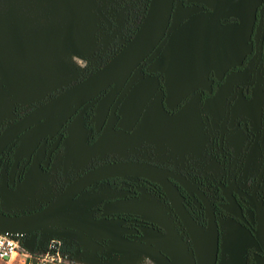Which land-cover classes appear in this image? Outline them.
<instances>
[{
  "label": "water",
  "instance_id": "water-1",
  "mask_svg": "<svg viewBox=\"0 0 264 264\" xmlns=\"http://www.w3.org/2000/svg\"><path fill=\"white\" fill-rule=\"evenodd\" d=\"M98 1L100 3L95 5L94 12L110 28V21L103 13L105 0ZM184 1L201 4L207 9L190 13L168 31L175 0H148L137 29L108 60L37 104L14 122L5 121V126L0 130V151L20 132L28 133L29 142L26 143L34 142L44 134L51 135L80 104L107 88L97 99L92 115L95 128L100 129L132 70L158 46V53L145 65V69L152 74L133 82L116 107L118 119L115 125L124 130L132 129L159 87L163 88L162 102L169 107L196 89L207 88L210 71L219 78L228 68L240 65L251 51V32L261 0ZM223 18L231 20L222 21ZM263 34L264 7L261 14L260 43ZM234 94L235 91L229 96L228 102ZM228 102L221 123L228 115ZM30 124H35L34 130H23ZM231 131L233 130H219V143L223 134ZM262 151L263 162L257 182L264 169L263 148ZM112 177L133 180L142 178L158 184L186 233L193 264L216 263L218 228L213 210L206 206L205 224L201 225L183 204V198L172 181L183 187L186 182L167 168L143 161L115 160L97 164L67 182L39 209L20 214H8L0 210V232L26 235L43 228L60 226L75 229L97 242L106 239L105 250L110 253H140L163 264L165 254L156 244L125 236L124 232L133 230L124 229L119 219L93 216L96 209L92 206L102 199L129 193L106 185H101L95 191L86 189L92 183ZM254 188L250 194H242L253 210L254 227L251 232L262 250L261 255H254L253 264H264V207L263 201L255 197ZM225 199L228 204L222 205V208L247 224L236 201L232 197Z\"/></svg>",
  "mask_w": 264,
  "mask_h": 264
},
{
  "label": "flooded vegetation",
  "instance_id": "flooded-vegetation-1",
  "mask_svg": "<svg viewBox=\"0 0 264 264\" xmlns=\"http://www.w3.org/2000/svg\"><path fill=\"white\" fill-rule=\"evenodd\" d=\"M177 3L181 4L182 9H191L189 14L195 11H203L207 9L201 4L186 2L184 0H175L172 14ZM142 4H144V10L139 17L140 6ZM147 4L148 0H137L135 2V7H133V9L130 11H126L124 16L118 23L117 19H109V16H107V6L105 0V8L103 10V13L110 21V28H107L105 23L103 21L102 22L104 24V27L106 28V31L114 35H118L121 41L112 54L108 55V57H103L104 59L98 64L97 67L108 60L133 35L145 13ZM263 7L264 0H261L260 5L256 9L255 22L251 32V51L245 56L240 65L228 68L219 78H217L214 73L210 71L207 77L210 83L207 85V88H198L188 96L178 101L176 104H172L169 107L164 106L162 102L163 88L159 87L156 94L144 107L143 111L146 113L147 108L151 105V103H153L155 104L154 106L158 107L159 111L161 109V111L167 118H175L174 121L178 122L176 126L178 128L172 127L169 130H165V132L167 137H169L170 139L175 137V139L178 140L181 137L180 135L182 134L178 133L176 130H183L182 125L185 126V124L190 119L189 113L193 112V114L196 115L195 117L197 118V121L203 125V127L201 126L202 130L206 133L208 142L206 150H187L185 152L176 153H173L171 150H166L167 154L166 158L164 157V163L156 162L152 159H146L145 157L141 156L142 152L137 153L135 156H129L128 158L123 159H106L85 167L83 170L70 177L69 179L63 177V182L61 183V185L54 187L55 190H53L51 194H47L46 192H44L41 186H37V181H35V183L32 181L30 182V189H32L34 194H29V192H27L29 188V174L33 172L32 168H35V173L38 171L41 174L43 172H48L51 164L53 163V160L58 156L57 152L60 148V145L67 138V124L78 112L80 113L81 117L80 120L82 123V130H84L85 134L84 143L86 146H90L98 140V138L102 134V131L110 114H114L115 116V122L113 124V128L115 129V131H123L126 134H130L133 131V128L138 123V120L140 119L143 112L138 116L136 122L132 126V129L127 131L115 125L118 119L116 107L124 92L133 82L144 75L152 74L145 69V65L147 64L149 59H151L158 53L160 49V46H158L147 59H145L132 70L126 85L118 94L115 103L110 107L109 114L103 121L100 129L97 130L95 128L94 121L92 120V115L94 113V107L97 99L107 90V88L98 92L93 98L80 104L79 107L76 108L74 113L57 129H55V131L51 135L44 134L34 142L26 143L27 141L29 142L28 133L20 132L7 145H5V147L2 148V150L0 151V210L8 214H20L39 209L48 201H50V199H52L67 182H69L75 176L79 175L84 170L100 163L115 160H134L149 162L151 164L167 168L186 182V186L183 187L172 181L176 185L179 194L183 198V204L197 222H199L201 225L205 224L206 206H209L213 210L218 228V251L215 264H221L222 261L221 250L223 248L224 231H228L233 225L240 227L245 237H250L254 242L252 245L247 242L246 239H244L243 244L241 245V248L239 250L242 254V264H253L254 255H261L262 250L251 232V229L254 227L253 210L246 202L242 193L250 194L255 186V197L263 201L264 207V190L261 187L264 177V169L260 176V179L257 182V177L259 175V171L263 162L262 148L264 149V34L260 43L261 14ZM259 18L260 27L258 39L256 43H252L253 32L258 25ZM183 19L179 20L173 26L171 19L168 31L174 28ZM229 20H231V18L222 19V21ZM131 24H133L134 29L132 31V34L127 38V40H125L128 29L132 27ZM250 60L251 64L247 72V78L245 80L233 81L230 86L226 88L225 84L227 79L232 76L239 75L243 71H245L244 64L246 62L248 63ZM159 80H161V77H159ZM254 88L256 89L258 95L257 98L252 95L254 93ZM225 89L228 92L226 91V94L222 98H220ZM234 91L235 94L228 102L229 96H231ZM55 93L50 94L40 103L53 96ZM158 93H160L161 95L160 101L158 99ZM218 102L219 114L216 121L213 122L212 109L214 110V106H216ZM227 102L228 115L225 121L221 123L222 118L225 115ZM40 103L25 107L24 109L14 108L15 116L5 115L6 117L0 130L5 126V121L14 122L31 108ZM34 127L35 124H30L23 130H34ZM195 130L197 129H192L190 132L185 133L184 135H187L190 141H195L197 140V137L199 135ZM219 130L233 131L225 132L223 134L221 143H219ZM94 136H96L95 139L90 144H87V141L93 139ZM164 139L166 138L164 137ZM253 145L256 146L257 150V155L255 157V167L253 168L252 174L243 175L242 173L244 172V170H246L245 172H249V170L247 171V168L245 166L248 162L251 161ZM146 148H149V146H147ZM141 149H144V147H141ZM49 150L50 152H48ZM69 150L71 149L69 148ZM68 154L69 152L63 150L59 158L62 168L61 174L63 176L65 175V164L68 159ZM149 154L151 155V153ZM152 157L154 158V155ZM101 185H106L114 189H124L129 192L123 196H108L102 199L99 203L92 206L93 209H96L93 211V216L95 218H116L120 220V225L124 229L133 230L132 232H124L123 234L125 236L129 238L147 240L143 236L142 232L145 228H151L157 231L161 230L159 226L150 223V221H148L144 217H141L139 214L120 209L122 200H138L142 196V194H148L151 197H157L160 200L162 198L167 211L181 225L178 218L173 213L162 189L158 184L148 180H144L142 178L133 180L130 178L125 179L122 177H112L92 183L87 186L86 189L88 191H95ZM5 197H7V206L5 205ZM45 197L48 198L47 201H45ZM226 197H232L236 201V203L241 208L242 215L247 221V224L233 217L222 208V205L228 204L227 200L225 199ZM29 203L32 204V207H27ZM157 223L162 224L161 222ZM56 227H58L59 229L79 232L75 229H69L60 226L48 228ZM180 227H182V225ZM48 228H43L33 233L41 231L43 232V230H46ZM44 234L46 235L45 237L48 238H44L41 241L53 240L51 236L54 235V232L52 234L51 231H45ZM27 235L28 234L24 235L25 240ZM98 243H101L105 250L106 239H102ZM110 254L122 255L114 253ZM167 263L169 262L165 255L163 264Z\"/></svg>",
  "mask_w": 264,
  "mask_h": 264
},
{
  "label": "rangeland",
  "instance_id": "rangeland-1",
  "mask_svg": "<svg viewBox=\"0 0 264 264\" xmlns=\"http://www.w3.org/2000/svg\"><path fill=\"white\" fill-rule=\"evenodd\" d=\"M136 1L106 0V14L109 19H117L119 23L126 11L135 7ZM98 3V0H0V128L3 126L5 113L15 116L14 108L24 109L40 103L50 94L84 77L98 66L100 58L108 57L119 45L121 39L118 35L107 32L102 20L94 12V6ZM181 7V4H176L171 18L172 26L191 11L189 8L182 10ZM84 24L91 26L90 32L86 33L89 34V38L72 37L77 33L78 26ZM259 27L260 18L253 32L252 43H256L258 39ZM251 60L244 64L245 71L227 79L226 88L233 81L247 78ZM253 90L252 95L257 98L256 89ZM226 91L225 89L220 98ZM160 98L161 95L158 93L159 101ZM154 105L151 103L146 113L143 111L130 134L115 131L113 128L115 116L110 114L102 134L90 146L84 143L85 134L78 112L68 122L67 138L60 145L58 156L53 160L48 172L35 173V168H32L27 192L34 194L30 189V182L37 181V186L51 194L55 190L54 187L61 185L63 177L69 179L85 167L106 159H123L142 152V157L164 163L166 150L176 153L207 149L206 133L195 114H189V121L182 127L189 132L196 128L195 131L199 135L197 140L187 141L186 145L183 144L186 141L167 137L165 130L177 126L178 122L174 121L175 118H167L161 109L159 111ZM218 106L219 102L214 106V110L212 109L213 122L219 114ZM147 146L149 148H146ZM63 150L69 152L64 176L61 174L59 159ZM251 154V161L245 166L249 172L244 170L243 175L253 172L257 155L255 145ZM261 187L264 190V177ZM45 199L48 200L46 197ZM27 207H32V204L29 203ZM120 209L137 213L161 228L160 231L145 228L142 232L145 239L155 243L166 255L168 264H193L185 232L167 211L162 198L160 200L142 194L138 200H122ZM50 231L52 234L54 232L51 237L58 241L61 251L70 252L75 260L83 259L85 264H158L139 253L110 254L104 250L101 243L79 232L58 227ZM244 239L253 245L251 238H246L238 226L233 225L228 231H224L221 264H242V254L239 250Z\"/></svg>",
  "mask_w": 264,
  "mask_h": 264
},
{
  "label": "built area",
  "instance_id": "built-area-1",
  "mask_svg": "<svg viewBox=\"0 0 264 264\" xmlns=\"http://www.w3.org/2000/svg\"><path fill=\"white\" fill-rule=\"evenodd\" d=\"M143 10L144 4L140 6L139 17L141 16ZM131 26L132 27H130L127 31L125 40H127V38L132 34L134 26L133 24H131ZM115 49H113L112 53ZM103 59L104 58H100L99 63ZM38 246L39 248H37ZM38 246L34 247L35 250L33 251H35L36 255L33 257L34 260L29 264H46L48 262H57L64 264H85L83 259L75 260L70 252L61 251L58 245V241L48 240L45 242H39ZM42 246H44L45 248L40 249ZM25 250L26 240L24 235H14L0 232V258L9 259L13 254H15L16 251Z\"/></svg>",
  "mask_w": 264,
  "mask_h": 264
},
{
  "label": "crops",
  "instance_id": "crops-1",
  "mask_svg": "<svg viewBox=\"0 0 264 264\" xmlns=\"http://www.w3.org/2000/svg\"><path fill=\"white\" fill-rule=\"evenodd\" d=\"M184 10V9H182ZM91 26H89V24H84V25H79L78 26V30L77 33H74L72 35V37L74 38H89V33ZM88 31V32H87ZM92 32V31H91ZM190 115H194L193 112L189 113ZM178 133L182 134L180 135L181 137L179 138V141L185 142L183 144L188 145L187 141H190L187 137V135L185 136V133H188L189 130H176ZM133 132V131H132ZM131 132V133H132ZM178 140V139H175ZM5 199V205L7 206V197L4 198ZM50 229L52 228H48L46 230H43V232H36V233H32V234H28L26 236V250L25 251H16L15 254H13L9 259H2L0 258V264H29L30 262H32L34 260V256L36 255L34 247L38 246L39 242H45V240L41 241L44 238H48L45 237L46 235L44 234L45 231H50ZM39 248V246L37 247ZM36 248V249H37ZM45 248L44 246H42L40 249ZM32 251V252H31ZM46 264H64V263H57V262H48Z\"/></svg>",
  "mask_w": 264,
  "mask_h": 264
},
{
  "label": "bare ground",
  "instance_id": "bare-ground-1",
  "mask_svg": "<svg viewBox=\"0 0 264 264\" xmlns=\"http://www.w3.org/2000/svg\"><path fill=\"white\" fill-rule=\"evenodd\" d=\"M80 1H82V0H80ZM78 18H79V16H78ZM79 22V21H78ZM51 36V35H50ZM20 45V44H19ZM13 46V45H12ZM18 46V45H17ZM20 47V46H19ZM17 49H20V48H17ZM16 49V50H17ZM21 50V49H20ZM20 52V51H19ZM9 53H11V52H9ZM21 54V53H20ZM16 55H19V54H16ZM22 55V54H21ZM25 55V54H24ZM13 56H14V54H13ZM23 56V55H22ZM148 113H149V111H148ZM158 113V112H157ZM161 121V120H160ZM162 124V123H161ZM173 127H176V126H173Z\"/></svg>",
  "mask_w": 264,
  "mask_h": 264
},
{
  "label": "trees",
  "instance_id": "trees-1",
  "mask_svg": "<svg viewBox=\"0 0 264 264\" xmlns=\"http://www.w3.org/2000/svg\"><path fill=\"white\" fill-rule=\"evenodd\" d=\"M96 136L93 137V139L87 141V144H90L94 139H95ZM168 264V263H167Z\"/></svg>",
  "mask_w": 264,
  "mask_h": 264
}]
</instances>
